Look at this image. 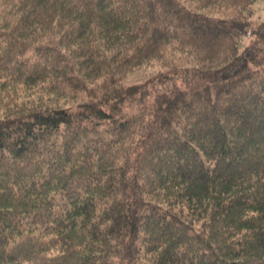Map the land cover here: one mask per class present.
Returning <instances> with one entry per match:
<instances>
[{"label": "trees", "instance_id": "1", "mask_svg": "<svg viewBox=\"0 0 264 264\" xmlns=\"http://www.w3.org/2000/svg\"><path fill=\"white\" fill-rule=\"evenodd\" d=\"M257 1L0 0V264H264Z\"/></svg>", "mask_w": 264, "mask_h": 264}, {"label": "rangeland", "instance_id": "2", "mask_svg": "<svg viewBox=\"0 0 264 264\" xmlns=\"http://www.w3.org/2000/svg\"><path fill=\"white\" fill-rule=\"evenodd\" d=\"M251 20L253 24H259L264 22V0H258L255 5L250 9ZM157 67L143 69L140 72L132 74L124 82L126 87L140 85L153 78L158 72Z\"/></svg>", "mask_w": 264, "mask_h": 264}]
</instances>
